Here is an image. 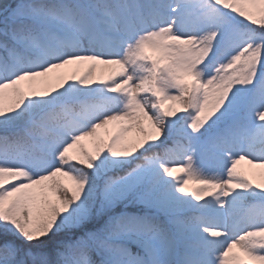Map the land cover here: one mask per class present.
I'll return each mask as SVG.
<instances>
[{"label": "snow or ice", "instance_id": "snow-or-ice-1", "mask_svg": "<svg viewBox=\"0 0 264 264\" xmlns=\"http://www.w3.org/2000/svg\"><path fill=\"white\" fill-rule=\"evenodd\" d=\"M0 264H264V0H0Z\"/></svg>", "mask_w": 264, "mask_h": 264}, {"label": "rangeland", "instance_id": "rangeland-1", "mask_svg": "<svg viewBox=\"0 0 264 264\" xmlns=\"http://www.w3.org/2000/svg\"><path fill=\"white\" fill-rule=\"evenodd\" d=\"M38 86H39V85H38ZM84 144H85V146H87V145H94V144L92 143L91 140H85V141H84ZM241 164H245V165L249 166L246 162H241ZM247 166H246V167H247ZM253 179H254V180H257V179H259V177H253Z\"/></svg>", "mask_w": 264, "mask_h": 264}, {"label": "trees", "instance_id": "trees-1", "mask_svg": "<svg viewBox=\"0 0 264 264\" xmlns=\"http://www.w3.org/2000/svg\"><path fill=\"white\" fill-rule=\"evenodd\" d=\"M86 147H87L89 150H94V145H87ZM240 167H241L242 169H245V170H247V169L250 168L249 166L246 167V166L243 165V164H241Z\"/></svg>", "mask_w": 264, "mask_h": 264}]
</instances>
